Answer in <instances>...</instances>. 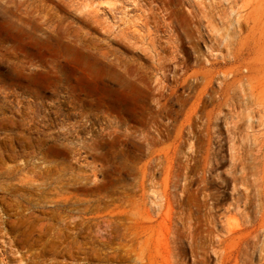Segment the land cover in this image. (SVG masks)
Returning <instances> with one entry per match:
<instances>
[{"label":"rangeland","instance_id":"1","mask_svg":"<svg viewBox=\"0 0 264 264\" xmlns=\"http://www.w3.org/2000/svg\"><path fill=\"white\" fill-rule=\"evenodd\" d=\"M118 1L123 7L112 9ZM164 2L174 17L186 9L183 0H0L4 264H20L19 257L33 251L41 252V262L52 259L54 264L122 263L115 255L119 185L122 182L129 192L137 167L147 159V145L133 128V111L143 102H137L134 92L144 98L147 92H161L162 85L175 84L171 58L180 44L178 29L141 21L149 11L158 16ZM90 9L97 10L96 17L87 15ZM184 45L195 67L197 53L190 44ZM204 45L198 46L201 55L207 51ZM153 49L161 51L162 60H155ZM159 62L170 69L166 77ZM146 101L154 104L151 98ZM107 104L118 111L120 121L109 118ZM199 129L195 126L194 132ZM260 132L256 121L252 126L220 123L212 128V147L226 157L213 174H207V189L224 191L220 216L234 215L224 211L232 207V185L226 179L229 145L254 152ZM198 136L204 142V136ZM184 140L185 154L195 138L185 135ZM7 165L22 166L35 180H22L23 171L8 174ZM33 165L36 172L29 173ZM159 167L153 177L157 185L149 187L145 197L153 216L166 210L160 206ZM260 236L262 243L251 264L264 262ZM214 249L216 244L211 243L209 252ZM214 262L210 257L209 264Z\"/></svg>","mask_w":264,"mask_h":264},{"label":"bare ground","instance_id":"2","mask_svg":"<svg viewBox=\"0 0 264 264\" xmlns=\"http://www.w3.org/2000/svg\"><path fill=\"white\" fill-rule=\"evenodd\" d=\"M183 2L186 9L180 16L174 17L165 2L158 16L151 11L142 14L143 24L153 22L156 28L166 25L178 29L180 44L171 58L175 84L162 85L161 92H147L144 98L141 92H134L137 102H143L133 111V128L147 145V159L137 167L129 192L120 182L123 191L116 204L115 255L121 264H209L212 256L214 264H251L262 243L260 235L264 237V0ZM111 7H123L122 1ZM87 15L96 17L97 10L90 9ZM202 42L207 51L201 55L198 46ZM184 43L197 53L195 67L184 53ZM179 51L182 55H177ZM153 52L156 61L162 60L161 51ZM159 65L163 76L170 72L162 62ZM148 98L153 105H147ZM106 108L109 118L120 121L114 107L107 104ZM255 121L261 132L254 152L229 145L226 179L232 185V207L224 211H234V215L220 216L224 191H209L207 174H213L226 157L212 147V128L220 123L227 127L239 123L252 126ZM195 126L200 128L196 133ZM198 133L204 136V142L199 141ZM185 135L195 138V143L184 154ZM158 165L163 170L158 184L160 206L166 210L153 216L145 197L146 190L157 185L153 177ZM36 167L33 165L29 173L36 172ZM6 171H23L22 180H35L19 165H7ZM222 230L223 235L218 233ZM4 234L0 228L2 243L7 238ZM211 243L217 248L212 254L208 250ZM1 245L0 250L5 251ZM41 256L40 251H33L20 256L19 261L54 264L52 259L41 262ZM0 264H4L3 259Z\"/></svg>","mask_w":264,"mask_h":264}]
</instances>
